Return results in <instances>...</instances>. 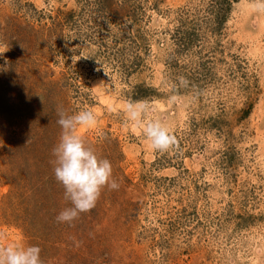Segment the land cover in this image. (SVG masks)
<instances>
[{
    "label": "rangeland",
    "instance_id": "rangeland-1",
    "mask_svg": "<svg viewBox=\"0 0 264 264\" xmlns=\"http://www.w3.org/2000/svg\"><path fill=\"white\" fill-rule=\"evenodd\" d=\"M253 3L0 0L3 243L39 246L43 264H264V13ZM128 101L146 102L178 147L151 151L125 127ZM84 109L98 129L79 133L120 187L69 226L55 219L71 205L52 149L58 112Z\"/></svg>",
    "mask_w": 264,
    "mask_h": 264
},
{
    "label": "clouds",
    "instance_id": "clouds-1",
    "mask_svg": "<svg viewBox=\"0 0 264 264\" xmlns=\"http://www.w3.org/2000/svg\"><path fill=\"white\" fill-rule=\"evenodd\" d=\"M253 11L264 13V0H254ZM186 83L181 78V84ZM123 110L125 127L131 126L141 132L151 151L164 153L178 147L177 138L168 125L159 117H149L153 109L146 102L128 101ZM58 115L61 134L52 149L53 172L64 189V200L71 206L64 208L55 219L58 223L72 226L82 213L90 212L96 206L102 190H118L120 185L113 178L111 162L100 157L79 133L81 129H98V115L91 109L70 115L60 111ZM6 239V234L0 231V264H43L39 246H24L16 242L5 244L3 241Z\"/></svg>",
    "mask_w": 264,
    "mask_h": 264
}]
</instances>
